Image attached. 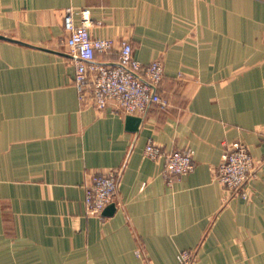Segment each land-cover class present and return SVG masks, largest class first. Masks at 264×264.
Instances as JSON below:
<instances>
[{"label": "crops", "instance_id": "1", "mask_svg": "<svg viewBox=\"0 0 264 264\" xmlns=\"http://www.w3.org/2000/svg\"><path fill=\"white\" fill-rule=\"evenodd\" d=\"M88 10L119 59L161 60L136 132L114 105L83 106L63 44L65 10ZM75 20L79 22V16ZM189 149L192 173L168 184L143 154ZM233 142L251 153L246 200L215 179ZM116 172L115 209L85 215V186ZM264 264V0H0V264Z\"/></svg>", "mask_w": 264, "mask_h": 264}, {"label": "built area", "instance_id": "2", "mask_svg": "<svg viewBox=\"0 0 264 264\" xmlns=\"http://www.w3.org/2000/svg\"><path fill=\"white\" fill-rule=\"evenodd\" d=\"M63 26L66 33L63 44L74 65L73 83L83 106L103 111L114 105L123 114L136 117L146 116L153 106L169 107L158 89L164 74L161 60L143 65L134 59L132 45L121 42L117 62H99L96 57L107 54L116 45L111 39L91 35L94 23L88 10H65ZM143 154L152 161L163 162V175L168 184L176 177L192 173L195 168L194 153L189 149L167 151L148 141ZM254 174V161L248 147L242 142L227 145L215 170V179L223 190L231 198L248 199ZM117 190L116 172L93 175L85 186V215L102 217L108 206L115 205ZM195 262V252L183 250L176 264Z\"/></svg>", "mask_w": 264, "mask_h": 264}, {"label": "water", "instance_id": "3", "mask_svg": "<svg viewBox=\"0 0 264 264\" xmlns=\"http://www.w3.org/2000/svg\"><path fill=\"white\" fill-rule=\"evenodd\" d=\"M143 117H136V116H126V126H127V130L128 131H132V132H136L139 125L142 122ZM115 209V205L112 204L110 206H108L105 211L104 214L109 215L111 214V212Z\"/></svg>", "mask_w": 264, "mask_h": 264}]
</instances>
